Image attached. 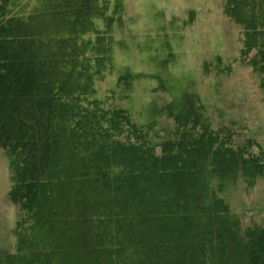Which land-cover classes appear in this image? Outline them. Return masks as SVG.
<instances>
[{
	"label": "trees",
	"instance_id": "16d2710c",
	"mask_svg": "<svg viewBox=\"0 0 264 264\" xmlns=\"http://www.w3.org/2000/svg\"><path fill=\"white\" fill-rule=\"evenodd\" d=\"M264 96V0H223ZM123 0H0V147L16 209L0 264H264V226L241 231L218 195L264 178V149L214 131L200 97L167 106L154 144L95 84ZM253 53L251 56L250 54Z\"/></svg>",
	"mask_w": 264,
	"mask_h": 264
},
{
	"label": "rangeland",
	"instance_id": "374dc122",
	"mask_svg": "<svg viewBox=\"0 0 264 264\" xmlns=\"http://www.w3.org/2000/svg\"><path fill=\"white\" fill-rule=\"evenodd\" d=\"M223 0H123L114 27L112 64L96 81V96L126 109L154 144L170 138L167 106L184 92L205 104L210 125L234 146L264 149V96L259 75L242 60V29L223 13ZM253 53L250 54V56ZM8 157L0 147V252L12 251L16 209L8 199ZM218 195L244 232L264 226V178L251 184L240 175Z\"/></svg>",
	"mask_w": 264,
	"mask_h": 264
},
{
	"label": "bare ground",
	"instance_id": "6f19581e",
	"mask_svg": "<svg viewBox=\"0 0 264 264\" xmlns=\"http://www.w3.org/2000/svg\"><path fill=\"white\" fill-rule=\"evenodd\" d=\"M201 99V98H200ZM202 101V100H201ZM202 103H203V101H202ZM203 105H204V107H205V104L203 103Z\"/></svg>",
	"mask_w": 264,
	"mask_h": 264
}]
</instances>
